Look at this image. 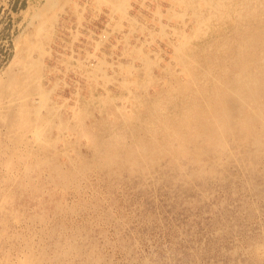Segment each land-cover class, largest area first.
I'll list each match as a JSON object with an SVG mask.
<instances>
[{"label":"rangeland","instance_id":"rangeland-1","mask_svg":"<svg viewBox=\"0 0 264 264\" xmlns=\"http://www.w3.org/2000/svg\"><path fill=\"white\" fill-rule=\"evenodd\" d=\"M258 2L0 0V264H264V138L172 134Z\"/></svg>","mask_w":264,"mask_h":264},{"label":"bare ground","instance_id":"bare-ground-1","mask_svg":"<svg viewBox=\"0 0 264 264\" xmlns=\"http://www.w3.org/2000/svg\"><path fill=\"white\" fill-rule=\"evenodd\" d=\"M235 1V0H234ZM262 0H259V2L257 3L258 6L260 4H263L264 2H261ZM233 2V1H232ZM241 2V1H240ZM219 4H216V8L218 9L219 7L223 6V5H220L221 2L219 1L218 2ZM243 3V2H242ZM229 4V3H227ZM245 4V2L243 3ZM242 4V5H243ZM204 5V4H203ZM234 5H232L231 7H233ZM257 5H255L254 7L252 6L250 9H253V10H256ZM238 9V8H237ZM195 10V9H194ZM236 10V9H235ZM219 11V10H218ZM234 12V11H233ZM226 13V12H225ZM228 13V12H227ZM230 13V12H229ZM240 13V12H239ZM233 14V13H232ZM240 14H243V13H240ZM223 15V14H222ZM229 16V15H228ZM237 16V15H236ZM244 16V15H243ZM231 17V16H230ZM240 17V16H239ZM195 18V17H194ZM202 18V17H201ZM200 18V20H201ZM204 18V17H203ZM206 18V17H205ZM233 18V17H232ZM241 18V17H240ZM235 19V18H234ZM226 20V19H225ZM228 20V19H227ZM232 20V19H231ZM229 20V21H231ZM250 20V19H249ZM249 20H247L249 22ZM198 21V19H197ZM203 22V20H201ZM214 21V20H213ZM217 20H215L216 22ZM234 21V20H232ZM211 23V21H209ZM218 22V21H217ZM227 22V21H226ZM236 22V21H235ZM246 22V21H245ZM258 22V21H256ZM194 23V21H193ZM206 23V22H205ZM204 23V24H205ZM252 23V22H251ZM215 24V23H214ZM232 24V23H231ZM255 24V23H254ZM198 25V24H197ZM206 25V24H205ZM225 25V24H224ZM237 25V23H236ZM244 25H247V24H244ZM256 25V24H255ZM213 26V24H212ZM232 26V25H231ZM207 27V26H206ZM206 27L204 28V30L206 29ZM209 27V26H208ZM236 27V26H235ZM260 27V26H258ZM229 28V26H228ZM233 28V27H232ZM239 28V26H238ZM242 28V27H241ZM240 28V29H241ZM245 28V27H244ZM214 29V28H213ZM234 29V28H233ZM243 29V28H242ZM241 29V30H242ZM247 29V28H246ZM257 29V28H256ZM201 30V29H200ZM224 30V29H222ZM230 30H232L230 28ZM211 31V30H210ZM250 31V30H249ZM248 31V32H249ZM212 32V31H211ZM229 32V29L228 31ZM202 33V32H201ZM205 33V32H203ZM202 33V34H203ZM216 33V32H215ZM234 33V32H233ZM200 34V33H199ZM210 34V32H209ZM221 34V33H220ZM225 34H226V31H225ZM232 34V33H230ZM228 34V35H230ZM245 34V33H244ZM263 33H260V34H253V35H250L251 37L249 38L248 40V48L245 50H241L240 51H237V52H234L231 56H230V52H229V55L226 54V56L228 57V59H232L234 62H233V67L229 66H225L224 65V68H220L221 66L218 65L217 67L220 68V70L216 67V65H214V63H217L215 62V60L219 59L221 56H218V54L216 55V53L214 54L212 60L213 62L211 63L212 64V70L213 71H217L215 73V77L213 79V85L212 87L215 88L214 90V93L207 96L208 98L205 100V104H203L205 107L204 108H199V104H198V101L196 100L197 98H202L205 93V91L207 90H204V91H200V95H198L199 91L197 92L196 96L194 94V96H191V99L189 100V97L187 96V101H190L191 104L188 105L187 107V110L188 109H194L195 112L191 113V112H187V111H184L187 115H185L186 117L184 119H182L178 125L176 127H174V131L172 134L176 135L177 138L180 139L181 143H186L188 141V131H190V126L189 124H192V127L193 126H198L200 127V124H202L204 122V120H207L206 117H207V114H210L211 118L213 120H216L217 121V124L215 125L217 127L218 125V129L217 131L220 132V133H224L225 131H231V129L234 127V128H237L239 130V132L241 133V137H239V140H240V143H245L247 142V139L248 137H250V139H252L253 142L255 143H262L263 142V138H264V64L262 62V59L264 61V56L263 58H259V57H256V51L255 50V47H263L264 48V39L260 38L259 35H262ZM212 36V35H211ZM214 36V35H213ZM221 35H217L216 37H219ZM231 36V35H230ZM243 36V35H242ZM186 37V35H185ZM202 38V37H201ZM208 38V37H207ZM206 38V39H207ZM223 38V37H222ZM228 38V37H226ZM194 39V38H192ZM210 39V38H209ZM208 39V40H209ZM215 39V38H214ZM221 39V37H220ZM204 40V39H203ZM202 40V41H203ZM201 41V42H202ZM207 41V40H206ZM212 41V40H211ZM219 41V38L218 40ZM235 41V40H234ZM216 42V41H215ZM212 43V42H211ZM220 43V42H219ZM235 43V42H234ZM218 44V43H217ZM233 44V43H232ZM201 45V44H200ZM204 46V45H203ZM202 46V47H203ZM213 46V44H212ZM221 46V44H220ZM224 46V45H223ZM238 46V44H237ZM217 47V46H216ZM233 47V46H232ZM180 48V47H179ZM228 48V47H227ZM234 48V47H233ZM232 48V49H233ZM199 49V48H197ZM208 49V48H206ZM214 49V48H213ZM217 49V48H216ZM200 50V49H199ZM211 50V49H208V51ZM224 50V49H222ZM262 50V49H261ZM259 50V51H261ZM264 50V49H263ZM203 51V50H202ZM214 51V50H213ZM218 51V50H217ZM229 51V50H228ZM194 52V51H193ZM199 52V51H198ZM212 52V51H211ZM224 52V51H222ZM208 53V52H207ZM221 53V52H220ZM203 54V53H202ZM264 54V52H263ZM198 55V54H197ZM204 55V54H203ZM207 55V54H205ZM211 55V54H210ZM259 56V55H258ZM192 57V56H191ZM190 57V58H191ZM205 57V56H204ZM202 57V58H204ZM198 59V58H197ZM210 59V58H209ZM208 59V60H209ZM227 59V60H228ZM205 60V59H203ZM210 60V61H212ZM193 61V60H191ZM231 62V61H230ZM25 63V62H24ZM194 64V63H193ZM208 64V63H207ZM225 64V63H224ZM206 65V64H205ZM208 66V65H206ZM214 66V67H213ZM208 68V67H207ZM232 68V69H231ZM203 70V69H202ZM208 71V70H207ZM205 72V70H204ZM207 74V73H206ZM212 74V73H211ZM202 75V74H201ZM210 77V76H209ZM197 78V77H196ZM204 78V77H202ZM208 78V77H206ZM205 78V79H206ZM199 79V78H197ZM17 80V79H16ZM204 81V79H203ZM210 82H212L211 80H209ZM194 82V81H193ZM208 82V81H207ZM206 82V83H207ZM192 83V82H191ZM204 83V82H203ZM14 84V83H13ZM18 83L15 84V86L17 85ZM208 83V85H210ZM191 85V84H190ZM193 85V84H192ZM180 86V85H179ZM197 86V85H196ZM207 86V84H206ZM134 87V86H133ZM194 87V86H192ZM198 87V86H197ZM183 88V87H182ZM202 88V87H201ZM205 88V87H203ZM207 88V87H206ZM179 89V88H178ZM189 89V88H188ZM191 89V88H190ZM208 89V88H207ZM210 89L211 86H210ZM183 90V89H181ZM186 90V89H185ZM194 90V89H193ZM192 90V91H193ZM200 90V89H199ZM15 91V90H14ZM177 91V90H176ZM169 92V91H168ZM167 92V93H168ZM170 92H173V90H171ZM170 92H169V95H170ZM179 92H181L179 90ZM178 92V94H179ZM187 92V91H185ZM184 92V93H185ZM240 92V93H239ZM19 93V92H18ZM191 93V92H189ZM188 93V94H189ZM195 93V92H194ZM209 93V92H208ZM239 93V94H238ZM21 94V93H20ZM25 94V93H24ZM176 94V93H175ZM183 94V93H182ZM15 95V94H14ZM174 95V94H173ZM164 96V95H163ZM167 96V95H166ZM176 96V95H175ZM182 96V95H181ZM23 97V96H22ZM171 97V95H170ZM173 97V96H172ZM180 97V96H179ZM194 97V99H193ZM162 98V97H161ZM160 98V99H161ZM167 98V97H166ZM182 98V97H181ZM184 98V97H183ZM157 99V97H156ZM155 99V100H156ZM159 99V98H158ZM165 99V98H164ZM178 99V98H177ZM185 99V100H186ZM193 99V101H191ZM166 100V99H165ZM172 100V99H171ZM171 100H168V101H171ZM202 100V99H201ZM28 101V100H27ZM161 101V100H160ZM181 101V100H180ZM153 101H151L152 103ZM183 102V100H182ZM181 102V103H182ZM189 102V103H190ZM154 103H157V102H154ZM153 103V104H154ZM159 103V102H158ZM164 103V102H163ZM180 103V104H181ZM28 104V103H27ZM160 104V103H159ZM176 104V102H175ZM54 105V104H53ZM156 105V104H155ZM161 105V104H160ZM165 106V104H163ZM51 106V105H50ZM153 106V105H151ZM157 106V105H156ZM185 106V105H184ZM161 107V106H159ZM181 107V106H180ZM185 107V108H186ZM201 107V106H200ZM157 108V107H155ZM27 109V108H26ZM53 109V108H52ZM55 109V108H54ZM152 109V107L150 108ZM154 109V108H153ZM159 109V108H158ZM165 109V108H164ZM184 109V108H183ZM30 110V109H29ZM51 110V109H50ZM186 110V109H185ZM24 111H26L24 109ZM158 111V110H157ZM161 111V109H160ZM153 113V112H152ZM28 114V113H26ZM157 115H160V114H157ZM152 116V114H151ZM159 117V116H157ZM191 117V118H190ZM160 118V117H159ZM164 118V117H163ZM154 119V118H153ZM156 119V118H155ZM63 120V119H62ZM162 120V119H161ZM164 120V119H163ZM167 120V119H165ZM210 120V119H209ZM207 120V121H209ZM151 121V120H150ZM158 120H156L157 122ZM160 121V120H159ZM65 122V121H64ZM63 122V123H64ZM164 122V121H162ZM211 122V121H210ZM215 122V121H214ZM213 122V123H214ZM62 123V124H63ZM155 123V122H154ZM160 123V122H159ZM209 123V122H208ZM212 123V122H211ZM163 124V123H161ZM207 124V123H206ZM215 124V123H214ZM213 124V125H214ZM64 125V124H63ZM155 126V124H153ZM152 126V125H150ZM172 126V125H171ZM166 127V126H165ZM167 128V127H166ZM150 129V128H149ZM152 129V128H151ZM159 129V128H158ZM171 129V128H170ZM201 129L198 128V130ZM206 129V128H205ZM34 130V129H33ZM202 130V129H201ZM222 130L224 132H222ZM38 131V130H37ZM163 131V130H162ZM166 131V130H165ZM161 132V131H160ZM197 132V131H196ZM236 132V131H235ZM234 132V133H235ZM155 133V132H154ZM201 133V132H200ZM228 133V132H227ZM34 134V133H33ZM157 134V133H156ZM167 134V133H166ZM196 134V133H195ZM199 134V133H198ZM39 135V134H37ZM164 135V134H163ZM170 135V134H169ZM168 136H163L164 139H166V137H169ZM194 135V133H193ZM45 136V135H44ZM218 136V135H217ZM222 136V135H221ZM190 137V136H189ZM207 137V136H206ZM193 138V137H192ZM200 138V137H199ZM205 138V137H204ZM151 139V138H150ZM178 139V140H179ZM234 139V138H233ZM159 139H157L158 141ZM163 140V139H162ZM167 140V139H166ZM177 140V141H178ZM199 140V139H198ZM207 140V139H206ZM37 141V140H36ZM155 138H152L151 139V143L147 142L145 143V149H147V147H150V146H153V154L155 156L161 154V153H164L165 152H168L169 150V147L168 146L170 143L168 142H164L161 141L160 143L157 142ZM174 141V140H173ZM172 141V143H173ZM177 142V144H179V142ZM194 141V140H192ZM159 143L158 145V148H156V145ZM171 143V144H172ZM196 144V141L194 142ZM142 144V143H141ZM170 144V145H171ZM176 144V143H175ZM188 144V142L186 143ZM185 144V145H186ZM193 144V142H192ZM199 144V143H198ZM203 144V143H202ZM143 146V147H144ZM189 146V145H188ZM253 146V145H252ZM142 147V148H143ZM187 147V146H186ZM184 145H179V148L182 150L184 148H186ZM194 147V146H193ZM242 148V147H241ZM144 149V148H143ZM142 149V150H143ZM173 149V147L171 148ZM170 149V151H171ZM70 150V149H69ZM150 150V149H149ZM178 150V149H177ZM186 150V149H185ZM184 150V151H185ZM188 150V148H187ZM244 150V149H243ZM242 150V151H243ZM183 151V150H182ZM179 152V151H178ZM188 153V152H187ZM147 154V153H146ZM179 154V153H177ZM142 155V154H141ZM144 155V153H143ZM170 155V154H169ZM182 155V154H181ZM120 155H118L119 157ZM161 156V155H160ZM185 156V155H184ZM237 156V155H236ZM115 156H111V158H114ZM142 157V156H141ZM140 157V159H141ZM163 157V155H162ZM177 157V156H176ZM120 158V157H119ZM136 158V157H135ZM180 158V157H178ZM129 159V158H128ZM176 159V158H175ZM143 160V159H142ZM129 161V160H128ZM135 161V160H134ZM131 162V161H130ZM139 162V161H137ZM206 162V161H205ZM182 164V163H181ZM179 165V164H178ZM220 167V166H219ZM174 169V168H173ZM177 170V169H176ZM193 173V172H192ZM198 174V173H197ZM183 178V177H182ZM172 179V178H171ZM174 181V180H173ZM191 181V180H190Z\"/></svg>","mask_w":264,"mask_h":264}]
</instances>
